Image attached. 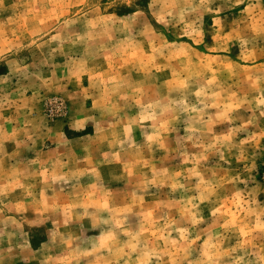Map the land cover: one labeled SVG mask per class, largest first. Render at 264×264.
Returning <instances> with one entry per match:
<instances>
[{
	"label": "clouds",
	"instance_id": "clouds-1",
	"mask_svg": "<svg viewBox=\"0 0 264 264\" xmlns=\"http://www.w3.org/2000/svg\"><path fill=\"white\" fill-rule=\"evenodd\" d=\"M0 264H264V0H0Z\"/></svg>",
	"mask_w": 264,
	"mask_h": 264
}]
</instances>
